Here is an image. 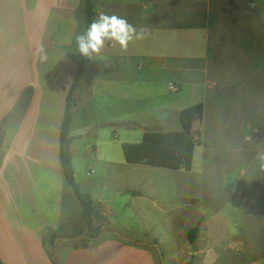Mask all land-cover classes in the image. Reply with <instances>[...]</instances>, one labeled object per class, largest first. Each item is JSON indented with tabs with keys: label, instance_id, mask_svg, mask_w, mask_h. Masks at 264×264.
I'll list each match as a JSON object with an SVG mask.
<instances>
[{
	"label": "rangeland",
	"instance_id": "1",
	"mask_svg": "<svg viewBox=\"0 0 264 264\" xmlns=\"http://www.w3.org/2000/svg\"><path fill=\"white\" fill-rule=\"evenodd\" d=\"M96 1L95 8L108 3L105 13L112 15L139 8L130 0ZM57 2L0 0V64L13 67L15 78L8 84L14 91L24 83L23 74L26 67L30 69L29 64L30 77L42 74L39 69L47 67L46 64L54 67L63 58L64 52L58 51L56 45L68 43L74 50L77 37L84 32L85 1L76 2L75 26L60 21V9L55 11ZM184 8L249 12L247 20H252L251 25L233 24L222 29L225 44L234 37L246 42L241 44H247V48L224 45L218 50V64H214L211 50L208 61H191L182 66L186 73L180 74L187 75V80L207 84L202 117L193 124L195 154L189 172L177 169L176 160L162 162L158 167L128 164L122 149V144L140 143L143 137L139 126L128 127L124 123L141 121L151 127L165 109L179 111L187 105L188 92L167 91L169 79H173L168 72L151 70L157 73L150 75L143 86L158 89L154 92L143 89L139 95L124 90L122 93L129 98L127 102L119 101L114 95L98 94L91 114L83 110L88 106L78 107L77 126H97L87 131L86 140H77L73 164L79 183H83L86 169L93 170L82 191L94 203L102 205L103 217L94 225L103 226L86 253L90 264H264V220L256 216L248 202L264 195V167L258 158V154L264 153V0H169V9ZM42 22L46 25L43 33L36 28L44 26ZM161 34L155 29L152 38ZM153 51L161 53L160 49ZM42 56L46 59H41ZM217 106L219 112L215 111ZM113 117L120 118L121 124L115 128L111 124L103 125ZM18 120L17 116H11L7 129L10 126L16 129ZM176 123L180 129L179 119ZM7 129L0 130V140L5 139ZM26 131L19 135L9 133L8 140L10 143L13 140L17 151ZM3 152L7 153L6 146ZM85 153L90 159L83 157ZM4 202L0 194V238L6 244V237L14 249H24L25 245L16 243L18 226L10 221ZM46 208L37 213L38 219L52 223L51 210ZM72 225L75 233L71 236L59 232L54 245L46 235V249H50L53 264L67 258L68 264L74 261L75 255L63 258L53 252L57 245L66 249L75 247V242H60L62 237H78L80 248L79 241L86 232L80 234L81 219L73 220ZM19 226L26 227L20 223ZM194 228H198V233L194 243H190L189 232ZM25 244L32 247L29 241Z\"/></svg>",
	"mask_w": 264,
	"mask_h": 264
},
{
	"label": "crops",
	"instance_id": "2",
	"mask_svg": "<svg viewBox=\"0 0 264 264\" xmlns=\"http://www.w3.org/2000/svg\"><path fill=\"white\" fill-rule=\"evenodd\" d=\"M57 1L55 11L60 9L58 13L60 21L75 26L77 24L75 17L77 0H73L74 2L72 0ZM130 1H135L139 8L136 10H131V8L125 14L113 13L112 15L105 13L106 9L104 8L107 7L108 3L101 4L102 9L99 6L96 7L97 19L101 14L125 19L136 29L137 33L142 34V38H134L126 49L115 41L106 40L102 51L98 55L93 54L90 59L85 58L83 83L75 93L76 107L74 108V119L69 133V136L73 138L71 144L73 164L74 147L77 140H86L89 134L87 131L97 127L94 124L77 126L79 106H88L83 110L85 113L91 114L93 113L94 98L98 94L114 95L119 101L127 102L129 98L122 93L124 90L134 91L139 95L143 89L154 92L158 89L148 85L143 86V82L149 81L150 75L157 73L151 72V70L158 71V73L168 72L174 80L169 79L167 91L172 94L188 92L189 101L187 105L179 111H171L168 110V107H165L168 108L164 111L166 114L163 112L158 115L153 120L156 124H151V127L141 121L124 124L128 127L139 126L143 134L146 131H180L181 123L179 129L175 122L179 119L181 111L194 105H205L204 103L207 100V84L202 81L192 82L187 80V75L180 74L185 72L182 66H187L191 61H208L211 50L214 52L213 56L216 60L214 64H218L220 56L218 50L224 45L225 48L226 46L237 47V49L241 46L247 48V44H241L246 42L234 37L233 40L225 44L222 34L223 27L225 28L228 25L240 24L247 27V25L252 24V20H247L249 12L245 10H242L240 14H235L232 9L227 12L225 10V13L219 9L205 11L204 8L199 10L184 8L174 11L169 9V0ZM96 2L98 3V0ZM117 5H120V3ZM62 7H65L67 11L63 12ZM223 16L231 19L228 21L223 20ZM179 22L182 24L178 25ZM42 23L44 26L36 28L43 33V30L46 31V25L44 22ZM155 29L162 32L156 39L152 38ZM258 43L262 44L260 41ZM56 48L58 51H62V54L64 52L63 58L54 67L46 64L47 67L39 69L42 74L35 73L32 75L31 73L32 77L28 73V71H31V65L29 64L30 69L26 67V72L24 71L23 74L24 83L15 91L8 84V81H13V78H15L13 67L8 68L6 63L0 64V74L2 76L0 77V122L12 112L11 110L14 108L21 92L27 87L33 88L29 108L19 121L16 129L10 126L5 134V139L0 140V194L5 199L4 207L10 221L18 226L19 234L16 236V243L25 245L24 249H14L12 245L7 243L8 239L6 237V244L0 238V264H53L49 258L50 249H46L48 245L46 235H49L48 232L58 231L72 236L75 233L74 225H72L73 220L81 219V205L74 197L71 188L65 184L60 167L59 153L57 154V149L59 152V132L64 114L66 90L72 85L77 70L75 63L77 44L75 46L76 50L75 48L73 50L72 45L68 43L57 44ZM153 49H160L161 53H155ZM138 60L142 63L135 62ZM184 61H187V64H183ZM151 96L148 94L149 98ZM217 107L215 111L219 112V106ZM120 120L118 117H113L107 119L103 125L111 124L115 128L117 124H121ZM149 128L151 129L149 130ZM25 129L27 130L26 134L21 142L20 150L17 151L13 140H11V143L8 140L9 133L19 135L21 132L24 133ZM4 146L7 147L6 154L3 152ZM86 149L88 148L86 147ZM83 157L90 159L87 153ZM92 171L86 169L85 174H82L83 183H79L74 168L75 180L81 191L83 190V184ZM46 207L51 210L50 214L53 218L50 221L52 223L40 222L38 219L40 215L37 213L45 211ZM43 219L45 220L44 217ZM19 223L26 227L21 228ZM62 238L64 239H61L60 242L68 244L72 241L75 242V247L66 249L59 248L57 245V248L53 251L55 254L58 253L61 257L63 255V258L65 255L71 258L75 255L76 258L73 257L72 264H90V260L86 259L88 258L86 256L88 247L78 248V239H75L78 237ZM28 241L31 242V248L26 247L25 242ZM80 256L82 257L81 260L78 259ZM59 262L60 264H68L70 261L68 262L67 258L61 259Z\"/></svg>",
	"mask_w": 264,
	"mask_h": 264
},
{
	"label": "trees",
	"instance_id": "3",
	"mask_svg": "<svg viewBox=\"0 0 264 264\" xmlns=\"http://www.w3.org/2000/svg\"><path fill=\"white\" fill-rule=\"evenodd\" d=\"M84 1L85 29L83 34L97 18L94 0ZM75 63L77 65V70L72 85L66 90L64 114L59 132V161L65 184L71 188L74 197L81 205V226L79 231L80 234H84L85 232L86 234L81 238L78 246L86 248L99 236L103 224L95 226L94 222L100 220L103 215L100 212L102 205L94 203L89 195L81 192L75 180L71 151L73 138L69 136V133L74 119V108L76 107L75 93L83 83L85 72V57H82L79 51L75 55ZM32 96V87H27L21 92L12 112L0 122V130L5 131L7 129L8 119L11 116L15 115L21 120L29 108ZM201 117V105L198 104L188 107L182 110L179 115L181 123L180 131H146L140 143H124L122 149L126 162L134 165L158 167L162 162L176 160L177 169H184L188 172L191 171L195 151L193 124L200 120ZM248 202L256 216L264 220V195L253 197ZM197 233L198 228H194L189 232L188 238L190 243H194ZM48 234L51 243L54 245V241L59 237L60 233L56 231L49 232Z\"/></svg>",
	"mask_w": 264,
	"mask_h": 264
},
{
	"label": "clouds",
	"instance_id": "4",
	"mask_svg": "<svg viewBox=\"0 0 264 264\" xmlns=\"http://www.w3.org/2000/svg\"><path fill=\"white\" fill-rule=\"evenodd\" d=\"M141 39L142 34L136 32V29L125 19L116 16H106L101 14L87 29V31L77 37L78 51L82 57L91 58L93 54H99L105 41H115L122 48H127L133 39ZM46 59V57H41ZM264 167V153L258 154Z\"/></svg>",
	"mask_w": 264,
	"mask_h": 264
},
{
	"label": "water",
	"instance_id": "5",
	"mask_svg": "<svg viewBox=\"0 0 264 264\" xmlns=\"http://www.w3.org/2000/svg\"><path fill=\"white\" fill-rule=\"evenodd\" d=\"M0 146H1V143H0ZM75 239H77V238H75Z\"/></svg>",
	"mask_w": 264,
	"mask_h": 264
}]
</instances>
